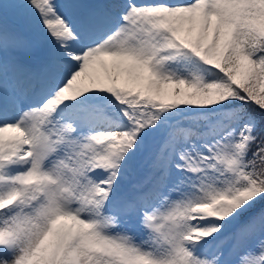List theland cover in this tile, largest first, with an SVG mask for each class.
<instances>
[{"label":"rangeland","instance_id":"rangeland-1","mask_svg":"<svg viewBox=\"0 0 264 264\" xmlns=\"http://www.w3.org/2000/svg\"><path fill=\"white\" fill-rule=\"evenodd\" d=\"M175 4L188 14H209L208 28L216 31L215 40L220 39L221 29L225 31L223 46L212 57L210 49L197 48L198 53L210 58L209 65L195 55L193 58L189 47H182L168 34L176 31L167 11ZM208 4L199 0H99L101 8L97 9L90 6V0H0V97L13 104L5 112L16 114L11 120L33 139L38 153L42 147L36 144L35 126L47 128L46 136H51L53 129L48 109L35 117L24 112L31 101L28 97L37 94L39 85H44L37 94L41 103L60 97L89 71L94 78L104 73L105 85L110 81L124 84L130 71L124 70L121 77L107 74L108 69L115 68L116 54L142 60L155 79L172 70V63L191 66L180 74L181 80H170L174 89L166 90V102L154 95L158 79L151 81L144 96L120 91L122 100L133 104L130 110L140 128L137 135L131 130L138 127L118 122L111 110L84 112L82 118L88 123L109 124L105 131L115 146L135 143L141 164L136 168L122 162L126 157L111 158L107 176L112 185L107 193L97 194L91 177L78 171L77 177L64 185L65 191L58 192L56 202L0 211V264H18L20 260L34 263L37 259L43 264L150 263L130 255L125 244L108 247L112 255L84 223L75 226L73 219L60 221L63 213L69 215L76 206L82 212L78 215L81 222L88 215L97 225L117 233L143 229L148 244L154 245L153 252L148 253L149 261H157L154 264H264V172L246 163L244 156L256 120L234 99L238 84L248 83L264 105V61L255 54L253 42L255 35L264 37V0H209ZM100 17L104 19L100 25L105 26L98 39L112 37L105 44L93 40L91 33ZM46 44L45 67L30 68L27 62L32 50ZM21 78L37 82L31 93L18 86ZM180 83L187 88L195 86L200 104L188 117L195 132H188L187 122L180 118L189 110L185 101H173L179 96ZM85 86H95L94 79ZM75 118H80L79 114ZM67 122L63 119L60 125ZM154 134L164 137L163 152L169 154L149 164L147 157L159 143L150 140ZM11 135L13 130H1L0 142ZM66 146L63 154L72 158L88 147L86 143L83 149H78L80 145L77 149ZM124 177L132 181L131 191H156L158 204L150 215L137 216L135 209L123 206L105 207L108 198L121 200L119 196L126 188ZM10 186L13 188L12 183ZM12 196L19 198L16 192ZM9 237L11 242L4 245L1 239ZM82 242L85 244L79 246ZM85 246L88 248L81 252Z\"/></svg>","mask_w":264,"mask_h":264},{"label":"bare ground","instance_id":"bare-ground-1","mask_svg":"<svg viewBox=\"0 0 264 264\" xmlns=\"http://www.w3.org/2000/svg\"><path fill=\"white\" fill-rule=\"evenodd\" d=\"M161 2L168 0H160ZM209 0H199V2H204L205 5L208 4ZM98 6L99 0H90V6ZM169 12V18L176 27L175 33L171 34L173 40L176 43H181L182 47H189V53L194 58L195 57L206 66L210 64V58L205 55V53L200 54L197 52L199 46L204 47L205 49H210L208 52L209 55H212L223 46V34L225 31L222 29L219 31L220 39L217 41L214 39L216 31L213 28H208L209 20H207L209 14H201V16H196V12L188 14V11L183 12L181 6L171 5L167 7ZM210 18V15H209ZM104 19L101 17L96 20V26L91 30L93 40L100 38L98 34L100 29L105 25H100ZM112 38V37H111ZM109 35H105L103 38L98 39L99 43L105 44L111 40ZM109 39V41H108ZM85 47V46H83ZM168 48H172L171 45H167ZM34 51V50H33ZM208 53L207 51H204ZM35 60V59H33ZM40 60L36 58L35 62ZM114 67L113 69H108L109 75L113 76L115 74L120 77L123 75V71H130L129 74H126L128 81L124 84H116L114 81H110L106 85L104 82V73L98 74L97 78L92 76V73L89 71L87 74L81 76L78 79L77 85H70L65 93L61 94L60 97H55L53 99L44 100L43 102H38L37 94L41 92L44 85H39L38 92L35 96L31 93L37 85L36 81H23L17 83L19 87H22L24 91L31 93V96L28 97L31 99L30 104H26V110L24 111L26 115L30 117L39 116V111L48 109L49 117L48 122L52 125L53 129L51 131V136H46L47 128L44 126H35L37 131V142L38 146L42 147L41 153H38L33 147V139L28 137L24 133V129L20 127L18 122H13L11 119L15 118L16 114L13 113L10 116L7 112L8 107H13L11 102L4 100L0 97V131L13 130V135L7 136L0 142V211L19 210L21 208H32L33 206L42 207L46 205L47 202H56V198L59 191L64 192V185L77 177L79 174L78 171H83L85 176L91 177L92 183L95 188H98L97 194L107 193L110 190L112 183L108 180L107 170L111 168L109 165L111 158H122L123 163L134 164L135 167H139L141 164L138 161L137 148L135 143L130 141L126 145H116L112 144L108 140V133L105 129L108 127V123L93 121L88 123L87 120L82 118L84 112L92 113L93 109H107L113 111V114L117 116L116 120L120 123L129 124V126L138 127L137 129H132L131 132L135 135L139 133V123L133 120V115L131 108L133 104L122 100L120 97V91L128 92L135 96H144L150 86V83L155 77L148 71L145 70V63L140 60H136L135 57H125L114 55ZM37 63H40L38 61ZM173 69L169 70L167 73H162L157 77L159 80L158 90L154 92V95L157 98H160L162 102H166V90L172 91L174 86L171 85V79L173 81L181 80V73L191 70V66L185 67L183 64L172 63ZM35 67V66H34ZM38 67V66H37ZM36 67V68H37ZM45 67V66H43ZM39 69V67H38ZM94 79L95 86L88 87L85 86L89 81ZM155 79V80H157ZM103 83V85L98 86V84ZM116 87L112 91L111 86ZM178 86V85H176ZM180 92L176 101L174 102L185 101L186 106L189 108L188 111L181 113L180 118L184 119L187 122V131L192 132L196 131L192 125L188 122V117L191 113L196 111V105L200 104L195 98V86L187 88L185 83H180ZM118 90V94L116 93ZM141 93V94H139ZM127 94V93H125ZM172 101V102H173ZM126 103V106L124 107ZM33 104V105H31ZM4 113V114H3ZM79 114L80 118H75ZM65 119L68 121L65 124L60 122ZM20 123V121H19ZM193 132V133H194ZM162 135L154 134L151 135L150 140L159 141L156 147H153L152 151L149 153L147 160L149 164L153 162L160 161V158L165 159L166 155L169 153L163 152L164 137ZM161 137V141L159 140ZM20 143V145L18 144ZM88 145L87 148H82L84 145ZM71 146V149H75L77 145H80L78 149H83L82 152L78 151V154L75 157H70L69 155L64 156L63 152L67 146ZM23 146L30 147L26 154L23 153ZM77 149V148H76ZM161 153H164L161 155ZM32 156L34 161L30 163L28 156ZM43 161L42 167H40L39 162ZM41 163V162H40ZM3 169L7 170V173L3 172ZM7 174L9 176L7 177ZM142 176H145L142 174ZM141 176V177H142ZM147 177V176H146ZM124 180H127V177H124ZM126 186L125 190L122 191L121 200L119 202H114L111 198L107 199L105 207H119L123 206L125 208H133L137 211V216H144L146 213L149 215L156 208L158 204V197L156 196V191L151 190L143 193L139 191H131L132 186L130 183L132 181L124 182ZM141 179L138 181L140 182ZM10 183L13 184L11 188ZM172 186L171 182H169ZM117 186L118 183H115ZM168 188V189H169ZM167 189V190H168ZM18 193L19 198H14L12 195ZM30 194V195H29ZM96 194V195H97ZM143 206V207H142ZM72 212L68 214L63 213L64 216L60 221L65 222L67 219H73L75 221V226L79 223H84L85 228L89 229L93 233H97V242L105 243L107 252L108 247L110 246H121L125 244L129 249L128 253L130 255L135 254L137 257L142 260V262H150L149 264H154V261L151 259L148 260V253H152L154 245L151 247L148 244V237L144 236L146 233L144 230L137 228L123 230L120 233L115 232L112 229H105L101 225H97V221L92 218L86 217L80 218L78 215H82L80 207L71 209ZM147 215L146 217H149ZM72 220V221H73ZM91 237V235H89ZM1 242L4 245H7L11 242V237ZM137 243V246L135 244ZM85 244L84 242L79 243V246ZM88 246L81 248V252L85 251ZM112 255L114 252L110 250ZM86 255V254H85ZM84 255V258L86 256ZM151 256V255H150ZM156 260H159V257H156Z\"/></svg>","mask_w":264,"mask_h":264},{"label":"trees","instance_id":"trees-1","mask_svg":"<svg viewBox=\"0 0 264 264\" xmlns=\"http://www.w3.org/2000/svg\"><path fill=\"white\" fill-rule=\"evenodd\" d=\"M257 53H255L262 61H264V37L255 35L253 37ZM235 103L244 106V113L251 115L256 120V128L253 131L252 139L245 147V159L249 165H256L264 172V105L258 96H254L248 83L240 84L234 91ZM18 264H43L41 259L35 260L34 263H26L20 260Z\"/></svg>","mask_w":264,"mask_h":264}]
</instances>
